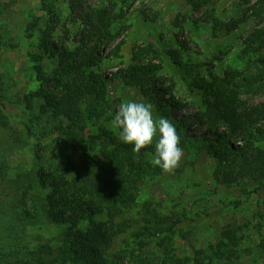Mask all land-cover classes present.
Instances as JSON below:
<instances>
[{"label":"rangeland","instance_id":"1","mask_svg":"<svg viewBox=\"0 0 264 264\" xmlns=\"http://www.w3.org/2000/svg\"><path fill=\"white\" fill-rule=\"evenodd\" d=\"M198 2L0 0V264H77L64 244L68 227L52 222L47 196L55 180L82 194L86 182L101 185L109 173L124 180L119 214L111 221L103 203L93 220L124 231L104 252L107 264H264V179L221 182L240 161L217 162L218 131L201 123L207 98L194 88L197 81L223 84L240 107L264 108V46L252 37L264 31V15L227 32L219 24L240 19L257 0ZM99 10L113 18L112 39L99 47L93 70L112 77L144 50L138 64L153 68L155 83L144 95L111 78L102 100L86 101L68 119L44 100L57 94V52L74 51L84 17ZM124 101L152 103L154 119L175 126L183 156L174 173L152 164L155 140L139 154L121 141L110 121ZM253 134L264 149V118ZM222 143L243 147L241 136ZM77 227L84 231L89 221Z\"/></svg>","mask_w":264,"mask_h":264},{"label":"trees","instance_id":"2","mask_svg":"<svg viewBox=\"0 0 264 264\" xmlns=\"http://www.w3.org/2000/svg\"><path fill=\"white\" fill-rule=\"evenodd\" d=\"M191 4L195 8L200 5L198 0H191ZM263 15L264 0H257L245 10L240 19L231 20L219 26L227 32H232L249 18L261 21ZM112 23L113 18L109 11L99 10L87 14L82 22L84 28L80 32L77 48L72 52L67 49L57 52L58 66L54 72L53 84L58 90L56 95L44 98L48 109L59 112L65 118H74L78 115V106L86 101H100L104 98L106 85L112 81L111 78L119 79L126 87H138L144 95L149 93L151 85L155 83V71L152 67L138 64L144 50L133 54L132 59L135 65L129 66L125 71H120L112 77H102L93 70L102 61L99 47L105 41L112 39L109 32ZM252 37L255 43L257 41L264 46L263 30L255 31ZM92 43L94 46L89 47ZM119 46L109 54L117 55ZM169 55L174 60L175 52L170 51ZM36 71L38 78L46 79L40 68H36ZM194 88L207 98L205 109L201 114V123L218 131L212 143L214 149H219L215 153L217 162L222 164L228 159L240 161L237 170L235 166L226 167L227 170L223 172L221 182L224 185H231L238 178L246 176L253 177L257 181L264 179V149L254 146L251 142L254 137L253 129L258 120L264 118V108L261 106L250 109L240 107L236 95L228 91L223 84L197 81ZM221 127L225 130L219 131ZM257 133L260 135V130ZM237 136L243 139L242 148H234L231 144L222 143L230 137ZM124 150L127 154L128 148L125 147ZM123 183L124 180L119 173H109L104 177L101 185L86 182L81 187L82 194H71L70 188L67 189L64 182L55 180L53 193L47 196L51 207L49 215L53 223L67 225L64 241L68 251L67 256L73 257L77 264H107L103 257L104 252L124 229L115 231L112 224L106 228L103 224H96L93 219L104 211L103 203L109 204L105 209L111 221L119 214L117 205L118 198L123 199L121 195ZM261 185L264 187V184ZM55 194H57L56 199L53 198ZM85 196H92L95 201L87 200ZM85 220L89 221V228L84 231L77 230L79 223Z\"/></svg>","mask_w":264,"mask_h":264},{"label":"clouds","instance_id":"3","mask_svg":"<svg viewBox=\"0 0 264 264\" xmlns=\"http://www.w3.org/2000/svg\"><path fill=\"white\" fill-rule=\"evenodd\" d=\"M110 123L123 143L134 145L132 151L136 154L155 140L151 162L164 173H174L179 166L183 156L180 137L170 120L165 117L154 119L152 103L124 101Z\"/></svg>","mask_w":264,"mask_h":264}]
</instances>
